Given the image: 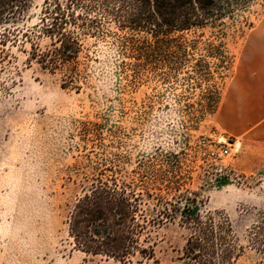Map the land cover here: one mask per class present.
<instances>
[{
	"label": "rangeland",
	"instance_id": "rangeland-1",
	"mask_svg": "<svg viewBox=\"0 0 264 264\" xmlns=\"http://www.w3.org/2000/svg\"><path fill=\"white\" fill-rule=\"evenodd\" d=\"M42 2L30 0L26 24L36 21ZM226 24L222 64L215 67L217 60L203 51L189 57L191 63L205 58L210 71L221 75L215 77L219 100L233 96L236 71L239 77L244 68H264V0H253ZM109 29L116 30L113 24ZM200 32L215 42L212 28L195 34ZM87 53L86 83L75 91L61 88L58 74L27 63L23 51L12 49L8 90L0 92V264H110L75 250L67 234L66 214L88 165L107 158L129 179L142 163L157 167L180 151L182 174L188 169L191 176L186 186L202 208L226 214L244 246L238 264H264V254L249 241L250 227L264 224V150L244 146L218 127L219 100L212 113L191 121L198 89L184 90L182 81L172 89L155 81L130 82V59L115 39L89 40ZM191 63L179 76L191 73ZM83 122L100 124L96 139L81 137ZM226 143L228 154H221ZM184 238L175 221L161 225L155 264L176 263Z\"/></svg>",
	"mask_w": 264,
	"mask_h": 264
},
{
	"label": "trees",
	"instance_id": "trees-1",
	"mask_svg": "<svg viewBox=\"0 0 264 264\" xmlns=\"http://www.w3.org/2000/svg\"><path fill=\"white\" fill-rule=\"evenodd\" d=\"M252 1L43 0L36 21L26 24L30 0H0V92L8 90L13 48L26 54L27 63L58 74L61 88L78 91L86 83L88 41L110 37L130 59V82L155 81L172 89L182 81L184 90L198 89L196 107L189 109L196 123L215 110L220 97L215 77L221 75L210 71L205 58L191 63L189 57L203 51L217 60L215 67L222 64L226 21ZM206 27L214 30L215 42L195 34ZM190 63L191 73L179 76ZM100 129L96 122H83L81 137L96 139ZM181 155L184 151L170 154L157 167L144 162L129 179L107 158L89 164L65 218L72 247L110 264H155L156 230L175 221L185 238L174 264H238L244 246L230 219L202 208L197 193L186 186L184 179L191 176L188 169L182 174ZM249 241L264 254V224L250 227Z\"/></svg>",
	"mask_w": 264,
	"mask_h": 264
},
{
	"label": "crops",
	"instance_id": "crops-1",
	"mask_svg": "<svg viewBox=\"0 0 264 264\" xmlns=\"http://www.w3.org/2000/svg\"><path fill=\"white\" fill-rule=\"evenodd\" d=\"M264 61V57L262 59ZM234 75L232 97H221L217 106V124L244 146L264 150V68H244Z\"/></svg>",
	"mask_w": 264,
	"mask_h": 264
},
{
	"label": "built area",
	"instance_id": "built-area-1",
	"mask_svg": "<svg viewBox=\"0 0 264 264\" xmlns=\"http://www.w3.org/2000/svg\"><path fill=\"white\" fill-rule=\"evenodd\" d=\"M228 145H231L230 143H226L221 149L220 153L221 154H228Z\"/></svg>",
	"mask_w": 264,
	"mask_h": 264
}]
</instances>
